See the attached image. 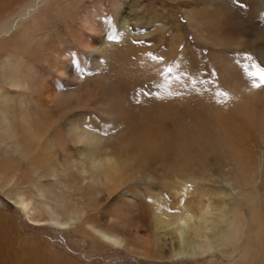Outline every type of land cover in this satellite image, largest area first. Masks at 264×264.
<instances>
[{
	"label": "rangeland",
	"instance_id": "obj_1",
	"mask_svg": "<svg viewBox=\"0 0 264 264\" xmlns=\"http://www.w3.org/2000/svg\"><path fill=\"white\" fill-rule=\"evenodd\" d=\"M219 1L115 0L114 3L113 0H55L53 5L47 7V11H42L38 16L40 23L36 22L38 31L35 39L26 35L25 28L10 42L5 56H10L13 63L17 60L20 62L22 54L26 55L29 51L33 58L36 57L26 60L37 70L31 78V81H36L29 90L22 91L26 106L32 108L34 114L35 108L42 104L44 81L52 77L60 79L54 63L61 50H65L67 57L71 58L72 68L71 73L60 80V94L74 97L70 98L68 106L53 109V123L50 126L53 129L40 117L39 126H35L39 134L36 137L25 140L24 137L9 134L7 137H10L3 145L0 140V156L4 155V150H8L10 144L15 149L8 156L11 164L0 171V176L5 177L8 183L5 185L4 180L0 179L3 186V190H0V215L9 217L13 229L20 237L39 239L53 251L72 257L80 264H221L223 261L230 264L232 257L225 254L222 247L213 254L215 258L208 255L197 259H175L170 257L168 248L165 259L146 257L123 247L96 250L93 237L82 232L89 229L87 226L58 229L49 224H33L5 195L8 192H22L36 199L39 188L46 192L52 205L59 206L61 210L88 212L82 204H76L82 200L81 191L73 192L67 188L82 180L77 166L84 159L85 145H76L68 135V125L78 123L82 133L91 134L92 138L87 142H98L97 151L101 157L113 156V145L134 151L130 164L125 166V175L111 191H105L103 197H107L110 192L111 200L123 206V213L138 216L137 210L153 209L151 202L158 193L166 197V205L171 211L179 212L180 198L175 194V189H180L187 182L193 190L188 200L193 202L195 212H199L201 206L212 209L227 203L230 209L238 207L245 223L253 220L251 206L230 201L220 195L219 190L224 185L219 182V170L224 169L219 165L223 160H229L235 166H240V162L244 161L249 177L254 176V184L258 177L257 185H264V152L259 140L261 135L255 130V141L238 136L237 143L231 142L227 116L219 119L214 111L216 105L225 113L244 107L247 87L241 88L243 95L238 97L234 90L236 78L238 82L249 80L250 83H261L258 76L251 73L264 69V38L254 42L241 34L234 36L232 31L231 35H227L229 10L226 4ZM255 1L251 6L245 4L244 0H231L234 5L239 4L238 8L243 11L240 14L244 17L259 19L260 16L264 21V5ZM223 8L226 11L223 12ZM202 9L219 15L210 28L205 23L208 29L199 30L205 39L200 34L197 38V33L191 29L185 16L188 11L196 14ZM82 11H88L93 16H103V34L107 37H114L113 32L119 30L121 19L129 24L136 35L132 42L121 44L109 57H104L101 51L82 49L78 36L83 34L94 41L98 39L96 34L82 24ZM22 34L24 37H21ZM174 34H182L183 39L179 44L171 43ZM210 34H216L219 38L213 40ZM177 47L180 55L184 53L183 59H177L181 66L174 68L177 61L171 58L164 69L159 68L167 60L165 55L171 57L170 53ZM151 56L163 59L153 60ZM6 57H0V102L3 94L12 98L17 96V90L7 80L13 69L5 64ZM95 58L100 64L96 63ZM81 60L85 65H82ZM136 65L140 69L138 72L133 69ZM77 74L80 75V81L74 79ZM106 76L113 78L115 87L107 85ZM114 89L123 98L120 105L115 99L112 100ZM217 90L220 94L226 93L227 99L224 95L218 99ZM257 90L258 93L259 90L264 92V84ZM5 103L6 100H3L0 107ZM115 109L116 115L113 114ZM146 115L151 116L156 124L145 125L143 117ZM257 122L264 124V118ZM17 123L24 122L20 120ZM16 130L22 132L28 130V126L24 123ZM130 136L138 138L131 139ZM144 141L149 142L144 144ZM34 143H37L36 153L31 150ZM54 153L61 157L52 155ZM155 154L166 156L163 166L151 167L148 164V157ZM36 156V165L42 160L44 165L50 166L48 158H53L51 166L59 178L53 177L47 166L39 168L32 163ZM190 176L199 179L192 181ZM254 190L259 203L263 199V192L261 187L258 193L256 188ZM158 203L159 206L165 205L160 200ZM96 204L91 206L88 214L96 215L95 211L102 208ZM263 209L264 204H259L258 210ZM244 240L245 235L242 242ZM241 246L242 243L238 245L240 248L233 257L243 254L244 247Z\"/></svg>",
	"mask_w": 264,
	"mask_h": 264
},
{
	"label": "bare ground",
	"instance_id": "obj_2",
	"mask_svg": "<svg viewBox=\"0 0 264 264\" xmlns=\"http://www.w3.org/2000/svg\"><path fill=\"white\" fill-rule=\"evenodd\" d=\"M113 1L115 3V0ZM54 2L55 0H0V57H6L8 45L25 28L26 35H29L32 40L35 39L38 31L36 29V22L40 23L38 16L42 11H47V7L53 5ZM219 2L226 4L229 10L227 14L229 22L227 26L229 29H227V26L225 27L228 31L227 35H231L232 31L234 36L241 34L243 37L254 42L264 38V21L260 16L259 19L254 17L248 19L243 14H240L243 11L238 8L239 4L234 5L231 0H220ZM255 2V0H244L245 4L247 3L251 6ZM257 4L264 5V0H257ZM224 11H226L225 8H223ZM186 14L189 26L197 33V38L201 28L206 29L207 25L210 28L219 17V15H216V12L214 13L208 9L199 10L196 14L188 11ZM102 17L99 15L93 16L88 11H82L80 15L82 24L87 30L96 34L98 39L94 41L82 34L77 37V40L82 49L101 51L104 57H109L121 44L127 43V41L132 42V38L136 34L129 24L121 19L119 30L113 32L114 36L118 37V39H110V36L107 37L103 34L104 21ZM262 17H264V14H262ZM162 26V28H165L164 25ZM175 34L171 36V43L174 45L179 44L183 39L182 34ZM204 34L207 33L204 32ZM221 34H224L223 31ZM201 36L205 39V35ZM210 36L213 40L219 38L216 34H210ZM21 37H24V35L22 34ZM38 38L39 36L36 39ZM187 46L189 47V45ZM59 54V58L54 63V69L60 79L52 77L44 81V90L41 97L42 104L38 108H35V114L32 108L26 106L24 95L22 94V91L29 90L31 84L36 81H31V78L37 70L34 67L32 68L29 63H26L27 59L33 58L32 53L29 51L26 55L22 54L20 62L17 60L15 63H13L10 56L5 58V64L13 69L7 80L10 86L17 90V96L12 98L8 94L1 95L0 103L3 100L7 102L3 107H0V140L2 145L10 137H7L9 134L24 137L25 140L36 137L39 134L35 126H39L38 121H40V117H43L48 127H50L53 123V109H59V106H68L70 98H74L69 97V95L61 96L60 94V86L62 85L60 80L71 73L72 64L70 65V63L72 60L67 57L68 54L65 50H61ZM170 55L171 57L165 55L167 60L163 64H160L159 68L164 69L171 62V58L177 61L174 68L181 66L178 64L179 60L177 59H183L184 53L180 55L177 47ZM94 60L97 64H100L96 58ZM81 61L82 65H85V62ZM133 69L136 72L140 70L138 65ZM237 77L239 78V76ZM74 79L80 81V75L77 74ZM105 79L108 82V86L115 87L111 76H106ZM252 84L253 82L250 83L249 80L238 82L236 78L234 90H236L238 97L241 98L243 95L241 88L247 87V99L244 107L240 109L234 108V110L225 113L221 112L222 108L216 105L215 111L214 109L212 111L216 112L219 119L222 116H227L226 121L227 126H229L231 142L237 143L238 136L255 141V130H258L261 135L259 140L264 152V124L261 125L257 122L258 119L264 118V92L259 90L258 93L257 88L252 87ZM217 92V98L220 99V92L218 90ZM111 95L113 96L112 100L115 99L117 104L120 105L123 98L119 92L114 89ZM113 114H117L116 109ZM143 119L147 126L156 124V121L151 116L146 115ZM20 120L27 124L28 130L22 132L16 130L18 126L24 124L17 123ZM256 123L259 125V128L256 127ZM50 128L53 129L54 127ZM80 130L81 126L78 123L68 125V135L76 145L82 144V146L85 145V148L83 151L84 159L81 160V165L77 166V172L82 176V180L67 188L73 192L76 190L81 191L82 200L80 202L77 201L76 204H82L83 207L87 208L88 212L94 203H97L98 207L102 206V208L95 211L96 215L88 214V212L84 211L77 213L76 211L61 210L59 206L52 205L51 201L47 198L46 192L39 188H37L36 199L30 198L22 192L5 193L10 202L17 205L31 223L49 224L58 229H76L87 226L89 229H84L82 232L93 237L95 240L94 248L96 250L108 247H123L146 257L165 259L168 252L170 257H174L175 259L183 257L197 259L198 257L208 255L214 257L213 254L222 247L225 254L232 257L230 258V264H264V209L258 210V205L264 204V185H257L258 177L255 178L256 184H254V176L249 177L244 161L240 162V166L233 165L229 160L221 161L219 166L224 170H219L221 171L219 175L221 180L219 182L224 187L219 190V193L223 198H229L230 201L244 204L247 207L251 206L253 220L249 223H245L241 219V215L237 210L238 207L230 209L227 203L218 205L212 209L208 206H201L199 212H195L192 208L193 202L188 200L193 190L190 189L187 182L180 189H175V194L180 198L179 205L181 211H171L166 205V197L158 193L151 202L153 209L149 211L137 210L138 216H132L122 212L123 206L119 205L115 200H111L110 192H108L107 197H103L105 191H111L116 186L118 180L125 175V166L130 164L134 151L118 148L116 145H113V156L103 158L97 151L98 142H87V140L92 138L91 134L88 132L82 133ZM129 138L137 139L138 136H130ZM147 142L149 141H144L143 143L146 144ZM150 143L156 145L153 142ZM36 145L37 143H34L31 146L33 153H36L34 152ZM14 151L15 149L12 144H10L8 150H4V155L0 156V171H3L11 164L9 163L11 159L8 156H11V153H14ZM52 155H55V153ZM55 156L61 157L60 154ZM36 160L37 156L34 157L32 163L35 164ZM40 162L39 165H35L39 168L47 166L46 164L44 165V161L40 160ZM48 162H50V166H47L49 173L56 179L59 178L55 174V169L51 166L53 165V158H48ZM165 162L166 156H157L155 154L150 158L148 157V164L151 167L163 166ZM161 174H164L163 170H161ZM0 179L4 180L5 185L8 184L5 181V177L0 176ZM189 179L197 181L199 177L190 176ZM259 187H261V191L263 192V197H261L263 199L258 203L254 188H256V192L258 193ZM0 190H3L1 183ZM159 200L160 202H165V205L159 206ZM85 214L86 216H83ZM244 235L245 240L242 242ZM240 243H242L241 247H244L243 254L233 257L237 254ZM167 248L169 250L166 252ZM220 263L226 264L224 261ZM0 264L80 263L72 257L53 251L39 239L20 237L13 229L9 217L1 214Z\"/></svg>",
	"mask_w": 264,
	"mask_h": 264
},
{
	"label": "snow or ice",
	"instance_id": "obj_3",
	"mask_svg": "<svg viewBox=\"0 0 264 264\" xmlns=\"http://www.w3.org/2000/svg\"><path fill=\"white\" fill-rule=\"evenodd\" d=\"M110 39H114L115 40V39H118V37L114 36V37H110ZM149 55H151V54H149ZM151 58L153 60H156V59H161L162 60L163 59L162 57L158 58L156 56H151ZM168 71L171 72L172 69L169 68ZM251 75L258 76L259 80L261 81V83H253L252 87L259 88V87L262 86V84H264V69H261L259 72L251 73ZM220 95H224L225 99H227V94L226 93H221Z\"/></svg>",
	"mask_w": 264,
	"mask_h": 264
}]
</instances>
